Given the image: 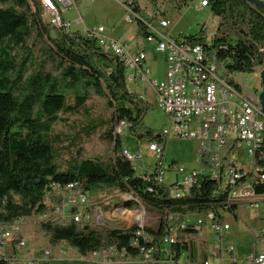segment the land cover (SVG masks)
<instances>
[{
  "label": "trees",
  "instance_id": "16d2710c",
  "mask_svg": "<svg viewBox=\"0 0 264 264\" xmlns=\"http://www.w3.org/2000/svg\"><path fill=\"white\" fill-rule=\"evenodd\" d=\"M174 1L179 7L193 0ZM133 3L135 11L141 13L137 0ZM207 3L220 20L210 48L225 74L255 72L264 64V9H254L245 0ZM41 15L39 0H0V223L41 214L51 183L78 181L84 192H131L159 216L156 227L142 228L151 239L149 242L136 235L137 225L93 227L72 220H46L39 223V230L50 244L65 242L83 256L113 249L135 257L140 250L130 241L137 238L140 246L157 244L165 233L168 214L215 209L222 197L213 195L214 182L202 174L197 176L189 194L181 198L170 197L167 186L146 182L136 174L122 155L114 126L124 123L131 133L163 144L166 139L160 132L153 134L142 126L147 107L139 94L128 90L125 66L101 52L94 37L51 26L42 21ZM135 34L143 39L147 35L141 21L136 24ZM186 38L204 42L199 36ZM90 95L105 97L111 110L107 124L99 126L109 125L104 137L113 141L112 158L104 163L77 160L60 170L50 132L62 120L61 113L77 112ZM255 191L263 192L264 187L257 185ZM236 207H230L232 213ZM195 233L191 228L181 232L173 247L176 257L188 251L191 259V236ZM0 264L15 263L0 256Z\"/></svg>",
  "mask_w": 264,
  "mask_h": 264
},
{
  "label": "built area",
  "instance_id": "2783aa9c",
  "mask_svg": "<svg viewBox=\"0 0 264 264\" xmlns=\"http://www.w3.org/2000/svg\"><path fill=\"white\" fill-rule=\"evenodd\" d=\"M39 2L51 26L72 30L63 14L75 5V0ZM120 2L124 9V21L130 24L141 21L147 32L141 44L152 43L155 51L164 54L162 79H148L143 49L132 51L128 44L105 35L102 26L90 30L82 28L80 32L94 37L101 52L122 62L129 71L128 80L149 83L155 106L164 113L168 123V127L160 132L165 139L171 136L198 142L196 155L200 167L198 170H187L174 163L163 166V143L149 140L146 148L156 161L154 165L143 167L138 175L146 182L167 186L170 197L181 198L189 194L197 176L202 174L214 182L213 195L222 197L215 209L176 216L168 214L165 233L155 245L140 246L137 238L130 241L132 246L139 247V257L145 264H182L179 261L181 254L176 257L173 247L185 228L197 230L207 226L221 241L230 229L223 216L224 213H232V205L243 203L252 208L264 205V191H255L257 185L264 187V115L258 98L261 88L259 84V87L250 89L247 79L241 77L243 73L225 74L223 65L216 60L214 49L210 48V42L205 39L202 43L187 38H169L166 34L169 22L160 17V11L144 15L135 11L133 0ZM206 6L207 0L199 2V7ZM75 23L82 24V18L76 19ZM122 155L136 171L142 152L122 148ZM166 172L175 176L169 184L163 182ZM148 189L151 190L150 187ZM42 203L44 211L54 212L53 221L90 222L87 192L81 189L78 181L51 183ZM112 213L118 218L128 219L130 211L122 205ZM16 221L0 223V256L10 260L12 256L7 255L5 248L16 252L24 246L16 231ZM137 227L136 235L149 242L151 239L143 231L144 226ZM109 251L113 253V249ZM108 252L103 250L90 254L107 256ZM224 260L229 264H264V254L238 256L234 246L226 244L220 245L214 256L202 259L199 264H223Z\"/></svg>",
  "mask_w": 264,
  "mask_h": 264
},
{
  "label": "rangeland",
  "instance_id": "374dc122",
  "mask_svg": "<svg viewBox=\"0 0 264 264\" xmlns=\"http://www.w3.org/2000/svg\"><path fill=\"white\" fill-rule=\"evenodd\" d=\"M137 2L141 13L144 15L152 14L156 10L161 12L160 17L169 22L166 29V34L169 38L177 39L199 36L203 37L206 42H210L216 34V28L220 20L211 13L209 6L199 7L200 0H193L179 7L175 5L174 0H137ZM64 16L66 20L71 22L72 30L80 31L82 28L90 30L99 25H102L106 30H114L117 37L120 36L121 39L128 40L126 44L131 47L132 51L135 52L137 49L144 50L146 65L150 70L148 79L160 80L163 78L164 54L155 51L152 43L141 44L143 38L136 36L135 22L128 24L124 21V9L118 0H75V5L66 10ZM79 16L83 19L82 24L75 23V20ZM41 18L43 22H47V16L43 11ZM130 34H133V37L135 36L133 41H129L128 36ZM261 51H264V49ZM261 67L256 68L255 73H243L241 75V77L247 79L250 89H254L255 86L259 87V84L261 88L259 78ZM128 74L129 71L126 70L125 79L128 90L142 95L143 98L141 97L140 99L147 107L142 115V126L151 130L153 134L161 132L162 129L168 127V123L166 122L164 113L155 106L153 90L150 88L148 82L140 84L128 80ZM106 102L105 97L90 95L77 112L60 114L62 120L58 121L50 132L51 138L55 139L54 157L60 170L65 169L70 162L77 160L92 159L104 163L112 158L113 141L104 137L105 130L109 128V125L99 126L100 124H107L106 122L110 117L111 110ZM93 125L96 126L94 129L91 128ZM113 130V134H119L122 148L142 152V159L137 162L138 169L135 171L136 174H140L143 167L155 164V157L146 148L147 142L152 139L131 133L126 125L119 124L116 127L114 126ZM139 132L142 133L143 131L140 130ZM163 147V166L167 167L170 163H174L187 170L198 168L199 159L196 155L198 142L196 140L170 136L164 142ZM172 178L173 174L166 172L164 182L168 184ZM87 196L90 208L93 209L95 206H98L100 209L99 222L95 221L94 211H90L89 225L93 227H131L132 225H142L154 228L159 221L156 211L151 209L147 204L142 203L139 197L131 192L106 189L99 192H87ZM125 198L128 200L125 201L127 205L124 204V206L130 211V213H127L129 220L120 221L117 215H113L112 212L114 209L122 206L121 204L124 203ZM144 207H146V210ZM247 207L246 205L239 207L238 214L240 219H243L246 224L255 230L262 229L264 227L263 210L260 208L254 210ZM135 212L140 213L139 217L134 218L132 216ZM257 214L258 218L255 220L254 216ZM53 217L54 212L46 209L41 214H33L29 218L26 217L17 221L19 222L17 225L21 229H25L26 225L33 226V228L29 227L27 233L23 234L22 239H25L26 243L22 248V253L24 254H18L19 256H35L37 259H41V264H45L44 251L48 250L50 251V257H48L52 261L51 257L56 251L55 245L50 244L47 238H44L45 236L39 230V223L52 220ZM226 219L231 224L237 221V219H233L229 215ZM257 236L259 237L256 238L255 245L256 251L259 252L264 248V236L261 234H257ZM232 242L244 249L247 248L248 251L253 250L251 237H237ZM5 251H7V248ZM7 255H12V252L7 251ZM68 255L65 256L66 259ZM112 256H115L112 264H143L137 256H125L123 253L119 254L117 251H113ZM197 260L201 261V258L197 256ZM54 264L92 263L64 260L62 262H54Z\"/></svg>",
  "mask_w": 264,
  "mask_h": 264
},
{
  "label": "crops",
  "instance_id": "0c3cea01",
  "mask_svg": "<svg viewBox=\"0 0 264 264\" xmlns=\"http://www.w3.org/2000/svg\"><path fill=\"white\" fill-rule=\"evenodd\" d=\"M118 1L121 4L120 0H118ZM64 15H65V12L63 14V17H65ZM79 17H81V16H79ZM66 21L70 22L69 20H66ZM82 21H83V19H82ZM70 25H71V22H70ZM99 26H102V25H99ZM104 33L108 37L114 38V39L122 41L124 43L128 42V40L125 41L124 39H121L120 36L117 37V35L114 33V30L109 31V30L104 29ZM128 37H129V41H133L135 36L133 37V34H130ZM145 65H146V62H145ZM146 67H147V65H146ZM148 71H150L149 68H148ZM148 74H149V72H148ZM163 149H164V147H163ZM132 152H136V151H132ZM162 157H163V155H162ZM199 167H200V162L198 163V168L197 169H191V170H198ZM164 178H165V176H164ZM164 178H163V182H164ZM174 178H175V176L173 175V178L171 180H169V183H171V181ZM165 184H167V183H165ZM242 205H246V204H243V203L238 204L236 209H235V213H224L223 219L225 220V222L230 224V229H229V233L221 241H218L213 236V234L210 232V230H209V228L207 226H201V227H199L196 230V233L191 236V239H193V255L191 256V259L188 257L189 252L188 251H183L181 253L180 257H179V261L182 264H199L200 260L199 261L197 260V256H199L201 258V260L205 259V258H207L209 256L210 257L214 256L218 252V247L220 245L223 246V245H226V244L233 245L238 256H242V255H245L247 253H263L264 254V248H263V250L257 252L256 251V245H255L256 244V238L259 237V236H257V234L258 235L261 234V235L264 236V227L262 229L255 230L251 226L246 224L243 219H240L239 214H238V210H239V207L242 206ZM246 206H248V205H246ZM88 208H89L90 211L91 210L94 211L95 221L99 222L100 221V218H99L100 209H99V207L95 206L93 209H91L90 205H89V201H88ZM247 208H251V209H254V210H258L260 208V209L263 210V215H264V205H260V207H258V208H252V207H249V206ZM228 215L232 216L233 219H237V221L235 223L231 224L226 219V217ZM27 217L29 218L30 216H27ZM22 218H26V217H22ZM22 218H20V219H22ZM257 218H258V214L256 216H254L255 220ZM118 219H120V221L129 220V219H123V218H118ZM192 220H193V218H192ZM17 221H16V226H17V230L16 231L18 233L19 238L22 239L23 234L27 233V229L29 227L33 228V226L32 225L31 226L30 225H26L25 229L24 228L21 229V227L19 225H17V224H19V222H17ZM190 222H192V221H190ZM200 234H201V236H200ZM211 235H212V237H211ZM247 236L249 238L250 237L252 238V241H253V250L252 251H248L247 248L244 249L240 245H238V244L235 245V243L232 242V240H236L237 237L246 238ZM44 238H46V237H44ZM23 241H24V246H25V243H26L25 239H23ZM67 246H69V245L66 244L65 242H59V243L55 244L54 248L56 249V251H55L54 255L51 257L52 261H50V258H49L50 257V251L45 250L44 251V257H45V261L44 262H45V264H54V262L57 263V262H62L64 260L77 261L79 263L88 262V263H92V264H112V261H113V259H112V251H109L107 256L102 255V254H99V255H96V256H93L92 254H87V255L83 256L80 253H78V251L75 248H72L70 246L67 247ZM23 247H21L16 252H12L11 251L12 252V255H11L12 256V262L13 263H16V264H18V263L19 264H41L40 263L41 259H37L35 256H32V257L19 256L18 254H24V253H22V248ZM6 248H7V251L10 252L9 247H6ZM46 251H48V254H45ZM66 255H68L67 259L65 258ZM137 257H139V256H137ZM13 259H15V261H17V262H15ZM139 259L143 263V261L141 260L140 257H139ZM143 264H145V263H143ZM223 264H229V263L226 260H224Z\"/></svg>",
  "mask_w": 264,
  "mask_h": 264
},
{
  "label": "water",
  "instance_id": "95a60500",
  "mask_svg": "<svg viewBox=\"0 0 264 264\" xmlns=\"http://www.w3.org/2000/svg\"><path fill=\"white\" fill-rule=\"evenodd\" d=\"M245 1L254 9L256 8L264 9V0H245ZM259 77L261 83V90L259 92L258 98L261 105V112L264 115V64L260 69Z\"/></svg>",
  "mask_w": 264,
  "mask_h": 264
},
{
  "label": "bare ground",
  "instance_id": "6f19581e",
  "mask_svg": "<svg viewBox=\"0 0 264 264\" xmlns=\"http://www.w3.org/2000/svg\"><path fill=\"white\" fill-rule=\"evenodd\" d=\"M139 214H140L139 212H135V213L132 214V216H133L134 218H137V217H139Z\"/></svg>",
  "mask_w": 264,
  "mask_h": 264
}]
</instances>
